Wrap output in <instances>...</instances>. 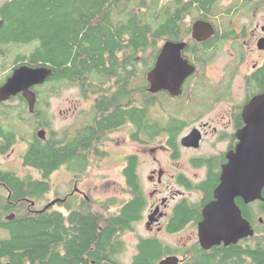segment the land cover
<instances>
[{
    "label": "flooded vegetation",
    "instance_id": "obj_1",
    "mask_svg": "<svg viewBox=\"0 0 264 264\" xmlns=\"http://www.w3.org/2000/svg\"><path fill=\"white\" fill-rule=\"evenodd\" d=\"M11 1L0 0V35L10 27L4 10ZM181 16L179 30L160 39L153 61L134 64L121 51L122 60L107 63L96 77L84 70L77 78L56 77L50 64L33 66L32 44L0 45V177L32 182L40 177L33 167L35 143L63 156L50 170L48 191L40 199L13 201L9 186L0 182V202L4 198L9 209L4 222L46 208L65 218L85 209L100 214L104 208L116 218L131 213L116 264H124L129 234L135 239L129 264L148 242L162 248L157 264L168 257L184 264L201 248L204 211L216 202L242 135L250 122L264 131V0H207L204 10L194 4ZM168 17L160 18L166 23ZM197 24L203 27L198 33ZM168 44L183 45L180 57L189 70L176 94L151 91L149 76ZM21 68H46L52 75L26 92L1 94ZM256 100V109H249ZM191 136L192 142H185ZM117 167L123 179L119 188L106 183L117 177ZM235 203L255 233L264 230V189L262 199L237 197ZM179 236L186 239L183 246L168 242Z\"/></svg>",
    "mask_w": 264,
    "mask_h": 264
},
{
    "label": "trees",
    "instance_id": "obj_2",
    "mask_svg": "<svg viewBox=\"0 0 264 264\" xmlns=\"http://www.w3.org/2000/svg\"><path fill=\"white\" fill-rule=\"evenodd\" d=\"M194 4L204 10L207 0H171L166 5L163 0H12L4 10L10 27L0 35V45L32 44L33 66L50 64L56 77L77 78L82 70L96 77L107 63L122 60L117 55L121 51L134 64L153 61L160 39L179 30L180 15L190 13ZM163 14L169 15L166 23ZM62 159L60 152L35 143L33 167L41 176L33 182L0 177V182L9 186L13 201L40 199L48 191L50 170ZM1 201L0 264H116L120 235L133 218L127 212L116 218L102 208L100 214L85 209L68 218L46 211L19 215L7 223L3 218L9 209ZM161 252L157 243L148 242L135 264H157ZM184 264H264V230L234 245L197 248Z\"/></svg>",
    "mask_w": 264,
    "mask_h": 264
},
{
    "label": "water",
    "instance_id": "obj_3",
    "mask_svg": "<svg viewBox=\"0 0 264 264\" xmlns=\"http://www.w3.org/2000/svg\"><path fill=\"white\" fill-rule=\"evenodd\" d=\"M195 25L198 33L202 26ZM209 29V28H208ZM210 30V29H209ZM212 30V29H211ZM195 37L198 38L197 34ZM183 45H166L159 56L155 69L149 78L152 92L161 89L170 90L176 94L178 87L189 74L182 63L180 52ZM182 68V69H180ZM165 72L166 80H161V74ZM52 75V71L46 68H21L8 80L2 88L1 94L6 96L26 92L29 87L44 84ZM35 93H33V104ZM249 109H256L255 103ZM257 106V105H256ZM257 120V116H251ZM264 119V116L261 117ZM250 122V121H249ZM257 123L250 122V130L242 135V143L237 155L232 157V163L225 169L221 178V185L216 190V202L208 206L204 211V220L200 225L199 239L204 250H210L215 246H230L239 241L253 237L255 231L245 220L235 203L237 197H242L246 202L262 199L264 189V131H257ZM193 136L185 142H192ZM47 208L41 212H45ZM13 216V215H12ZM9 216V219H12ZM184 261L178 257H168L159 264H182Z\"/></svg>",
    "mask_w": 264,
    "mask_h": 264
},
{
    "label": "rangeland",
    "instance_id": "obj_4",
    "mask_svg": "<svg viewBox=\"0 0 264 264\" xmlns=\"http://www.w3.org/2000/svg\"><path fill=\"white\" fill-rule=\"evenodd\" d=\"M61 119V118H60ZM59 125L62 126V123L59 122ZM120 167H117V177H107V179H112L111 181H108L106 183L109 184H114V182L116 183L117 187L119 188L122 182V177L118 174L120 172ZM112 173H114V170L111 171ZM106 179V180H107ZM104 182H102V189H103V193L105 192V190H107V186H104ZM45 198V197H44ZM44 203H41V205H43ZM3 234V232L0 231V235ZM177 239V238H176ZM126 244L128 246L127 248V254L122 257L123 263L124 264H129L131 257L133 255V253L135 252L134 249V245H135V239L133 238V236L131 234L126 236ZM185 238L183 239V237L179 236L177 240L173 241H168L169 243H171L173 246H183L185 243Z\"/></svg>",
    "mask_w": 264,
    "mask_h": 264
},
{
    "label": "bare ground",
    "instance_id": "obj_5",
    "mask_svg": "<svg viewBox=\"0 0 264 264\" xmlns=\"http://www.w3.org/2000/svg\"><path fill=\"white\" fill-rule=\"evenodd\" d=\"M103 217V216H102Z\"/></svg>",
    "mask_w": 264,
    "mask_h": 264
}]
</instances>
